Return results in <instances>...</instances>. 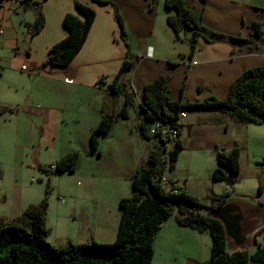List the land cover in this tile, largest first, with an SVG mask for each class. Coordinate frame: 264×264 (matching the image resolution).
<instances>
[{"label":"crops","instance_id":"crops-1","mask_svg":"<svg viewBox=\"0 0 264 264\" xmlns=\"http://www.w3.org/2000/svg\"><path fill=\"white\" fill-rule=\"evenodd\" d=\"M79 1L96 12V19L88 41L67 68L49 69L44 67V63L49 50L68 36L63 19L67 14L74 13V0H31L29 3L26 0H4L0 11V38L11 53L9 61L0 54V97L17 94L19 82L23 81V73L28 70L30 76L39 81V108L32 111L34 125L40 134L38 149L54 151L55 159L52 163L69 153L83 152L76 172L64 174L79 181L72 191L64 193L69 201L60 217L58 237L55 239L61 246L69 242L86 245L92 241L101 244L116 241L120 223L119 203L122 199L134 196L131 179L148 162L151 151L149 148L154 143L146 141L147 149L137 154L127 138V132H122V138L115 136V124L120 120L114 122L112 131L107 136L99 139L100 155L92 153L90 137L104 114L115 115L122 108L120 104L109 107L108 103L114 98L111 86L123 62L127 60L133 63L131 70H134L135 76L136 63L144 59L145 56L141 53L146 46L152 48L150 55H147L149 58H155L156 52L158 56L165 57V46L155 30L154 16L160 19L166 37L174 34L167 22V17L174 12L166 9L165 0H103L118 9L128 35L129 48L121 39L120 26L112 5H100L90 0ZM230 1L236 7L242 5L246 8L264 9V0ZM40 8L45 17V26L39 34L32 36L36 12ZM147 39H155L156 45H147ZM202 42L201 47L197 48V55L202 51L205 56H219L217 60L223 62H232V57L237 56L235 66L241 67V70L257 66L253 64H264L262 37H252L247 41L246 48L241 46L239 49L233 44L210 45ZM249 48H255V51L251 52ZM196 53L197 50L189 57L190 60H193ZM125 75L126 73L120 80H126ZM103 78V82H100ZM133 78L127 77L131 80L130 87L134 90L138 103L141 104L142 98L135 92ZM151 81L145 79L138 88L143 89ZM2 108L4 106L0 105V110ZM218 120H222V116ZM179 123L184 126L181 119ZM65 124H72L75 127L73 135L77 136L68 147L62 144L59 146L56 142L57 130L62 129ZM106 140L110 141L109 145L104 142ZM165 178L169 189L171 179ZM60 201L64 204L65 197H60ZM259 223L260 229L247 249L249 252H254L258 245L264 246L257 242L259 234L264 230V221ZM50 230L52 237L53 230ZM211 246L212 240L208 233L200 234L182 227L176 217H172L156 236L152 264H201L210 259Z\"/></svg>","mask_w":264,"mask_h":264},{"label":"rangeland","instance_id":"rangeland-1","mask_svg":"<svg viewBox=\"0 0 264 264\" xmlns=\"http://www.w3.org/2000/svg\"><path fill=\"white\" fill-rule=\"evenodd\" d=\"M185 2L201 19L205 28L198 41V48L201 47V41L210 45L233 44L237 46V49L241 46L246 48L245 42L255 37L254 24L261 25V37L264 43V9L246 8L242 5L236 7L229 0H208L206 4L202 0H185ZM154 18L155 30L165 46V57L158 56L156 52L155 58H149L147 55H150L152 48L146 46L141 53L145 56L144 59L136 63L138 70L135 73L136 78L134 70L126 71V80H118L121 91L115 93L113 100L108 103L109 107L120 104L123 108L125 99L130 97L131 104L128 106L127 119L115 120H120L115 124V136L119 139V137L122 138V132H127V138L130 139L129 142L134 146L137 154L145 151L148 146L139 131L143 119L141 104L138 103L134 90L130 87L132 78L130 80L127 77H134L135 92L142 98L144 88L139 89V85L145 79L147 81L152 79L148 82L149 84L165 75L168 77L172 102L187 105L196 101L203 102L212 97L219 100L226 99L232 83L243 72L264 65L253 64L257 66H249L241 70V67L235 66L237 63L234 61L238 59L237 56L232 57L234 63L223 62L217 60L219 56H205L202 51L200 55H197L198 49L197 56L190 60V42L193 32H183L179 39L173 33L170 37H166L160 25V19L156 16ZM1 40L2 38H0V54L9 61L10 49ZM145 43L151 46L156 45L155 39H147ZM201 55L203 56L199 57ZM23 75V81L19 82V89L16 90L17 94L0 97L2 103L0 105L6 110V113L0 116V168L2 170L0 219L17 217L30 205L38 204L46 197L50 208L47 214V226L49 230H53L52 237L50 230L48 242L59 247L61 245H58L59 242L55 239L58 237L60 217L69 201L64 193L72 191L79 180L74 181L64 174H54L50 169L56 163L51 162L55 159L54 151L38 149L40 134L34 125L35 118L32 116V111L39 108L37 106L39 81H35L28 70H25ZM18 103L20 104L17 106ZM180 116L184 126L181 128L179 139L184 148L176 167L173 170L167 168L165 173V176L171 179L170 184L175 183L177 187L203 203L208 209L219 206L218 202L211 199V196L229 194L231 197L242 198L260 206L264 213V165L262 164L264 125L248 126L215 111L185 110ZM221 116L222 120H218ZM74 128L72 124H65L62 129H58L57 145L62 144L68 147L71 141H75L77 136L73 135ZM104 142H108L107 145L110 144L108 140ZM175 146V142L171 143L168 149H174ZM234 146L240 148L241 172L238 182L228 186L224 181L214 180L213 175L216 170L221 169L229 176L227 169L218 164L216 155L219 151L229 153ZM152 147L150 146L149 149L152 150ZM98 149L100 151L99 147ZM79 154L81 160L83 152ZM147 165L148 162L143 167ZM165 188L168 189V184H165ZM60 197H65L64 204L61 203ZM203 212L206 214V209ZM257 242L264 244V230L259 234Z\"/></svg>","mask_w":264,"mask_h":264},{"label":"trees","instance_id":"trees-1","mask_svg":"<svg viewBox=\"0 0 264 264\" xmlns=\"http://www.w3.org/2000/svg\"><path fill=\"white\" fill-rule=\"evenodd\" d=\"M31 0H26L29 3ZM45 1V0H44ZM100 5H112L118 21L121 39L129 48L128 35L118 9L110 2L90 0ZM208 0H202L204 4ZM4 0H0V11ZM165 7L174 14L167 22L177 39L186 31L193 32L190 57L198 48V41L205 28L185 0H165ZM74 13L67 14L63 26L68 36L49 50L44 67L67 68L83 49L96 19V12L89 6L74 0ZM1 14V13H0ZM45 26L42 9H37L32 36L39 34ZM255 37L261 38V25L254 24ZM248 43L247 41L245 42ZM255 51V48H249ZM133 63L125 60L111 86L113 93L121 88L118 80ZM105 78L101 79L103 82ZM168 89V77L162 75L154 82L145 85L141 102L142 123L139 126L141 136L150 141V128L156 121L171 124V130L178 133L176 146L167 154L155 144L149 153L147 167L139 168L131 179L134 196L122 199L119 203L120 223L116 241L112 244H100L92 241L86 245L67 243L56 247L48 242L50 230L47 226L49 204L45 197L40 203L30 205L24 212L12 219H0V264H152L155 255V240L162 226L172 217H176L180 226L208 233L212 240L211 257L201 264H264V246L258 245L254 252L237 251L231 253L226 247L224 227L221 222L208 218L203 203L189 196L184 190L171 183L169 189L161 183L167 168L176 167L183 143L179 139L181 113L187 111H215L236 119L245 125H264V66L243 72L231 85L224 100L209 98L203 102L173 103ZM130 97L125 99L124 107L116 115H103L97 128L90 137L93 154H99V139L107 136L116 119H127ZM6 113L0 110V115ZM218 164L227 169L229 176L218 169L213 178L224 181L228 186L238 182L241 172L240 148L234 146L229 153L219 151ZM80 163V154L69 153L55 164L54 174H72ZM264 165V161L262 163ZM0 176L2 170L0 168ZM231 196L213 195L211 199L223 205ZM218 206V207H219Z\"/></svg>","mask_w":264,"mask_h":264},{"label":"water","instance_id":"water-1","mask_svg":"<svg viewBox=\"0 0 264 264\" xmlns=\"http://www.w3.org/2000/svg\"><path fill=\"white\" fill-rule=\"evenodd\" d=\"M208 218L221 222L225 231L226 247L231 253L246 251L264 221L263 209L242 198H229L217 208L206 209Z\"/></svg>","mask_w":264,"mask_h":264},{"label":"built area","instance_id":"built-area-1","mask_svg":"<svg viewBox=\"0 0 264 264\" xmlns=\"http://www.w3.org/2000/svg\"><path fill=\"white\" fill-rule=\"evenodd\" d=\"M20 5L19 2H17ZM2 33V32H0ZM185 115L183 114V117ZM171 124L173 123H163L162 121H156L150 128L151 140L149 142L159 144V146L164 150V153L167 154L170 149L169 144L174 143L178 139V133H171ZM51 171H55V166H51ZM161 183L164 185L167 183V179L163 178ZM64 202L63 199H61Z\"/></svg>","mask_w":264,"mask_h":264},{"label":"bare ground","instance_id":"bare-ground-1","mask_svg":"<svg viewBox=\"0 0 264 264\" xmlns=\"http://www.w3.org/2000/svg\"><path fill=\"white\" fill-rule=\"evenodd\" d=\"M171 133H176V132H175L174 129H173V130H171Z\"/></svg>","mask_w":264,"mask_h":264}]
</instances>
